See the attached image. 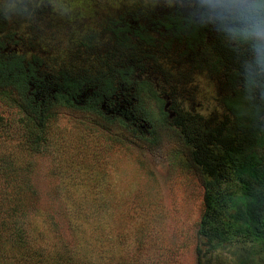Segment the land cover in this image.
<instances>
[{
	"label": "trees",
	"instance_id": "trees-1",
	"mask_svg": "<svg viewBox=\"0 0 264 264\" xmlns=\"http://www.w3.org/2000/svg\"><path fill=\"white\" fill-rule=\"evenodd\" d=\"M35 5L30 2L26 17L42 15V9L37 11ZM237 12L238 20L231 17L221 22L237 23L235 30H227V36H234L237 42L220 46L222 59L213 55L191 63L181 59L189 49L188 40L181 37L187 34L185 29L188 36L189 26L194 25L193 33L204 27L201 17L194 20L183 16L176 18L175 35L185 44L175 59L169 41H162L160 46L146 37V46L129 44L130 61L112 66L110 74L114 78L102 76L98 71L102 62H97L93 64L95 74L65 75L62 81L57 56L49 49V58L55 61L44 63V54H37L36 44L44 48L48 42L39 37L37 27H28L30 34L17 35L0 12V96L23 113L20 142L28 151L41 146L53 107L77 101L80 92L87 89L92 95L85 99H93L85 105L95 107L103 96L118 98V89L133 91L129 99L123 95L129 104L127 124L135 138L152 144V132L135 129L138 121H146L136 92L142 89L155 100L203 188L195 227V264H264V43L257 37L264 28V0H251ZM18 37L21 43L28 40L33 46L14 53L12 46ZM42 64L44 68L39 70ZM179 64L185 69H174ZM169 70H177L175 80H168ZM62 83L66 94L61 91ZM207 91L213 100L211 114L201 112L203 102L197 98ZM165 103L170 111L162 109ZM28 164L15 154L0 156V264H90L85 254H75L66 243L61 248L47 246L46 214L31 200Z\"/></svg>",
	"mask_w": 264,
	"mask_h": 264
},
{
	"label": "rangeland",
	"instance_id": "rangeland-1",
	"mask_svg": "<svg viewBox=\"0 0 264 264\" xmlns=\"http://www.w3.org/2000/svg\"><path fill=\"white\" fill-rule=\"evenodd\" d=\"M41 1L0 0V12L17 35L30 34L28 27H37L39 37L48 41L44 48L36 44L37 54L42 56L50 49L60 61L64 40L72 28L36 24L45 18L61 24L58 14L72 13L75 0H69L74 4L71 7L68 0H50V17L24 15L30 2L41 10L45 6ZM62 3L69 9L60 10ZM195 34L190 36L188 53L181 57L185 62L207 60L212 55L222 59L220 46L237 42L234 36H221L202 42V46ZM257 37L264 43V28ZM184 44L179 41L168 46L174 59ZM26 46L29 49L33 45L26 40L22 49ZM124 53L129 54L130 61L132 53ZM115 63L103 62L98 71L102 76H112L110 70ZM180 68L185 69L184 64L174 69ZM171 70L169 81L175 80L178 73ZM132 93L129 91L127 99ZM136 97L146 121H138L142 126L135 129L152 132V144L135 138L119 116L106 115L99 105L78 104L77 100L53 107L54 114L44 126L43 142L33 152L20 142L23 113L0 96V156L10 153L29 161L31 200L46 214L49 248H61L66 243L75 254H85L90 264H195V227L202 209L203 188L155 100L142 89ZM199 97L203 102L201 112L211 114L213 100L209 92ZM15 98L20 101L18 95Z\"/></svg>",
	"mask_w": 264,
	"mask_h": 264
},
{
	"label": "flooded vegetation",
	"instance_id": "flooded-vegetation-1",
	"mask_svg": "<svg viewBox=\"0 0 264 264\" xmlns=\"http://www.w3.org/2000/svg\"><path fill=\"white\" fill-rule=\"evenodd\" d=\"M249 1L251 0H75L76 6L73 7L72 13L58 14L62 20L61 24L53 23L52 20L44 17L43 25L49 28L64 24L68 28H72L64 40L61 55L63 58L59 61V70L61 71L59 75L62 81L65 75L79 77V75L95 74L93 64L97 62L124 63L129 57V54L124 53L130 52L129 44H135L136 48L146 46L147 43L144 42L146 37H152L154 42H159L160 46L162 41H165L166 44H168L166 41H169V45L178 43L179 40L175 35L176 18L183 16L187 18L191 16L194 20L201 17L204 20L205 28L203 27L196 33V39L201 44L215 40L217 37L219 39L221 36H227L228 31L236 29L237 23L231 25L221 24V22L227 18H229L228 20L232 18L238 20L240 12H237V9ZM44 4L41 14L50 17L49 14H52L50 0H45ZM67 4L71 7L73 2L68 0ZM67 4L62 3L63 6L60 10L69 9L66 7ZM177 15L179 16L177 17ZM193 27L194 25L189 26L190 35L187 36L188 29L184 31L187 34H181V37L187 39L188 43L191 41L190 36H193ZM222 33L224 34L222 35ZM201 36H206V38L201 39ZM15 40L12 51L20 53L23 50L22 43L19 37ZM65 56L73 58L74 63L67 61ZM44 57V61H46L44 63H48L50 58L47 52ZM61 91L66 94L63 83ZM129 91L132 92L129 88L123 87L116 91L120 95L118 98L101 97L100 110L106 115L121 116L123 121L130 123L128 122V111H126L129 104L123 96L128 95ZM86 95H92V90L87 89L80 92L76 97L80 102L78 104L92 102L93 98L85 99ZM206 104L210 106L211 102L206 101ZM162 107L164 111H170L167 103ZM133 124L135 125V122ZM135 126L141 127L142 124L139 123Z\"/></svg>",
	"mask_w": 264,
	"mask_h": 264
}]
</instances>
